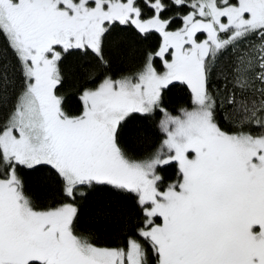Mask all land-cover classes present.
I'll use <instances>...</instances> for the list:
<instances>
[{
    "label": "snow or ice",
    "instance_id": "obj_1",
    "mask_svg": "<svg viewBox=\"0 0 264 264\" xmlns=\"http://www.w3.org/2000/svg\"><path fill=\"white\" fill-rule=\"evenodd\" d=\"M100 192L130 205L109 246ZM0 264H264V0H0Z\"/></svg>",
    "mask_w": 264,
    "mask_h": 264
},
{
    "label": "trees",
    "instance_id": "obj_2",
    "mask_svg": "<svg viewBox=\"0 0 264 264\" xmlns=\"http://www.w3.org/2000/svg\"><path fill=\"white\" fill-rule=\"evenodd\" d=\"M156 42V38H154L142 45H133L126 56L123 57L122 62H117L115 70L123 71L126 74L134 73L139 63V50L145 47L154 46ZM73 62V58H69L67 63L72 64ZM65 89L69 92V94L74 95L76 92V89L73 87L71 81L65 85ZM165 100L168 110L172 112L173 115H178L181 108L191 107L190 93L186 88H173L171 91L166 93ZM74 111H78V109H74ZM158 119L159 117H154L147 122H138L134 125H130L125 138L140 141L145 135V130H148L150 133H158ZM156 139V137H153V142H155ZM21 175L25 179L30 191H39L53 184V178L47 169H40L35 172L22 170ZM81 203L83 204L85 202ZM97 206L111 209L113 210V214L109 215L107 218L96 220L93 225L89 226L88 231L94 234L93 242L99 246H109L116 240V237L120 232V226L124 223L121 210H127L130 205L128 202L117 199L109 192L96 193L87 202V207L82 209L83 212L88 214L85 217L86 219L91 218V214Z\"/></svg>",
    "mask_w": 264,
    "mask_h": 264
}]
</instances>
